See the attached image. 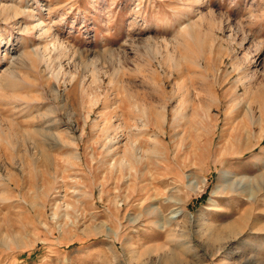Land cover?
Here are the masks:
<instances>
[{
  "label": "rangeland",
  "instance_id": "374dc122",
  "mask_svg": "<svg viewBox=\"0 0 264 264\" xmlns=\"http://www.w3.org/2000/svg\"><path fill=\"white\" fill-rule=\"evenodd\" d=\"M0 85V264H264V0H0Z\"/></svg>",
  "mask_w": 264,
  "mask_h": 264
},
{
  "label": "bare ground",
  "instance_id": "6f19581e",
  "mask_svg": "<svg viewBox=\"0 0 264 264\" xmlns=\"http://www.w3.org/2000/svg\"><path fill=\"white\" fill-rule=\"evenodd\" d=\"M5 10L6 9H3L2 11H5ZM36 27L39 29L40 34H43L44 33L45 30H44V27L42 25V22L37 23ZM52 48L54 49V45H53ZM46 53H47L46 50L43 49L42 52L41 51L40 52H37L35 57H37V60H39V61H41L43 63H46L47 61H49V57H46L47 56ZM17 58H18V56H17ZM22 61H23V59H22ZM17 64H18V62H17ZM73 77L74 76H72L71 79L75 80V78H73ZM0 87H1V85H0ZM260 108H262V106ZM217 109L220 111L221 108L219 106H217ZM247 112H248V118H249V121H250V125H255V124L259 123V121L262 118V116L260 117V119L259 118H255L254 113H253L252 109H250V108L247 109ZM260 112L262 113L261 110H260ZM195 114H196V112H195ZM178 115H179V118L177 117ZM204 115H206V117H209V115H207V114H204ZM186 117H187V115H186L185 111L183 112L182 111V108L181 109H178L175 112V117H173L172 127L173 128H176V125H177L176 123L177 122L179 123L180 120H183ZM203 118L204 117L201 116L200 120H202ZM155 121H156V118L154 117L153 112L151 110H149L148 111V116H146V119L139 120V124H141L140 128L142 130H145L144 132H146L147 129L150 126H153V125L155 126V124H156ZM199 123L201 124V122H199ZM136 127H134L133 129H131V131L134 130V132H139L140 129L139 128L137 129ZM110 128L111 127L105 129L106 137L110 139L108 141V143H107L108 146H107V152H106V154L108 156H110V155L114 154V152H115L116 156L119 155V158L116 160V159H112V157H111V160H110L109 163H107V168L105 169L106 171H105V178L104 179L105 180H107V179L108 180H112L113 178H116V180L117 179L127 180V181L129 180V181H132V182H135V181L141 179L143 177L141 173H142L143 169L145 168V164H146V161H147L148 158L146 159L147 156L146 155L144 156L143 151H141L142 150L141 147L138 146V144H137L138 141L137 142L136 141H131L128 138V140L123 145V149L121 150V152L118 153V151H117L118 147H115V146L119 145L120 144V141L118 139H116V138L110 137L111 136V132L109 131ZM116 128L121 129L122 128V125H118ZM120 131H123V130H120ZM136 135L137 134H134L135 137H136ZM129 137H130V134H129ZM118 138H119V136H118ZM57 145H60V144H57ZM151 146L152 147L150 149L148 148L147 151H146V152H149V155L150 154L151 155L153 154V156H157L162 161L167 159V147L165 145L161 144L157 140H152ZM113 147H115V148L112 149ZM157 147H160L161 150L158 151L157 150ZM148 160H150V158ZM140 174H141V176H140ZM55 216H57V215L54 213L53 214V217H55ZM64 229H65L64 224H59V227H58L59 232L60 233H63L64 232Z\"/></svg>",
  "mask_w": 264,
  "mask_h": 264
}]
</instances>
